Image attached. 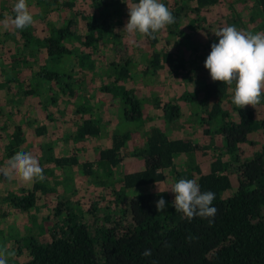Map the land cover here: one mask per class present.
<instances>
[{
  "label": "trees",
  "instance_id": "1",
  "mask_svg": "<svg viewBox=\"0 0 264 264\" xmlns=\"http://www.w3.org/2000/svg\"><path fill=\"white\" fill-rule=\"evenodd\" d=\"M232 1L252 2L256 17L261 21L258 25L264 28V0ZM127 2L132 6L138 0ZM219 2L220 0H174L175 7L172 10L176 18L174 24L158 32L155 39L134 34L137 42L152 51L140 75L145 78L156 74L162 65L169 62L171 55L156 48L162 33H174L188 10L198 12ZM38 3V7L42 6L41 19L56 11L62 9L71 11L75 7L74 0H40ZM164 4L168 7V4ZM192 4L195 5L193 9ZM91 5V15L76 10L74 15L64 20L61 28L50 30L45 39H34L31 36V27L23 31L16 30L21 39L22 49L30 51L32 55L35 52H44L45 60L48 63H55L56 66H59L66 56L74 55L73 59L77 60L80 71L81 67L96 69L95 61L90 60L89 52L79 56L71 41L81 40V45L91 49L98 37L96 33L107 37L111 34L115 36L113 32L115 27L123 26L122 8L121 0H91ZM35 17L36 15L34 19ZM77 22L83 23L84 29L87 30L83 36L75 32ZM14 44L18 46L17 43ZM123 44L117 37L112 38V50L115 54L114 60L110 62L113 69L112 81L99 87L97 94L100 97L92 94L89 99L94 100L93 106L98 110L105 106L104 113H92L84 119L80 116L83 115L80 109L89 107V104H77L80 88H75L74 82H80L79 84L82 82L78 76L73 78L72 74H79L80 71L73 70L70 61L67 65L72 74L64 69L59 72L57 69L47 71L43 68L35 74L37 78L44 80L43 82L55 84L57 94L62 95L60 99H63V96L75 99L77 105L67 114L76 123L75 136L78 139L83 141L101 139L108 131L106 127L114 124L125 128L123 131H120V128L112 130L110 144L101 147L96 163L104 170L106 179H111L112 168L119 165L125 157H135L144 163L143 169L127 173L122 180L123 190L119 197L129 199L125 205L127 212H123V216L128 214L130 219L127 222L114 218L106 220L109 226L102 225L92 233L88 219L97 217V209L94 206L82 211L76 203L67 198V195H59L55 190H46L44 186L35 182L31 186L25 184L17 187L16 190H12L15 192H9L4 200L18 212L26 213L33 210L38 206V200L43 197H54L55 201L57 200L56 206L51 210L53 222L48 226L50 228L48 233L38 238L24 236L18 241V250L21 251V247L26 249L29 257L21 264H264V119L256 121V112L251 106L243 109L233 106L231 109L227 108L228 112L223 111L222 98L224 100L226 94L228 95L229 87L234 94L235 85L228 86L212 81L209 79L207 69L202 65L201 76L197 80L199 88L185 91L177 97L176 102L180 100L185 105H177L171 101L162 104L159 100L153 99L160 111L158 119L161 121L155 122L154 117L143 115V100L128 89V80L132 79V59L124 55L128 47ZM211 45L212 43L207 48V56L211 51ZM14 52L15 49H12L11 53ZM120 52L124 54L119 55ZM27 54L32 58L29 52ZM205 59H202V63ZM11 60L14 67L5 69L8 75L18 74L15 71L18 61H29L22 55L18 58L14 56ZM181 67V64L177 65V68ZM203 69L206 74L203 73ZM29 92L30 90L25 94ZM85 94L86 92L83 93V97ZM19 95L23 96L20 92L17 96ZM55 99H43L44 101L36 99L32 104L39 105L45 113L48 105L57 103ZM189 105L197 109L198 113L201 112V116L195 117L194 122L200 123L203 136H212L211 125L218 126L215 134L221 138L229 155L227 161L216 154L208 155L210 160L206 172L195 165L186 174L189 179L197 180L201 192L215 193L213 206L217 212L211 224L208 219L200 217L189 221L182 213H176L175 209L173 215L157 212L155 204L159 200L158 194L143 192L151 185L165 182L166 170L171 168L180 155L188 156L202 149L188 140L173 139L169 135L170 131H166V128L177 123L183 108L188 110ZM203 109H206L205 116L202 115ZM86 111L84 109V114ZM47 116H50L48 118L50 121L53 120L49 113ZM35 123L33 122L31 126ZM133 123L136 124L135 127L132 126ZM21 127L22 125H16L12 136L3 143L6 145L3 152L0 150V169L6 167L7 161L18 151H30L33 156L35 149L44 153L51 151L49 146L46 147L43 143V137L48 132L47 127H34L33 135L30 132L31 140L25 137ZM255 132L262 134L263 142L259 144L257 151L247 156L242 147L249 143L248 136ZM134 136L143 137V142L132 152H126V144ZM44 156L42 158L44 163H40L44 177L49 175L48 164L66 168L77 163L75 157L54 158L47 156L46 153ZM92 167V163H83V174L87 177L93 176ZM231 175L236 177L235 188L230 180ZM225 192L230 194L224 197ZM169 200L174 201V193ZM1 209L3 212L0 213V223L10 231L12 228H9L10 222L7 220L9 210L3 207ZM145 249H151L150 257L142 256Z\"/></svg>",
  "mask_w": 264,
  "mask_h": 264
},
{
  "label": "rangeland",
  "instance_id": "2",
  "mask_svg": "<svg viewBox=\"0 0 264 264\" xmlns=\"http://www.w3.org/2000/svg\"><path fill=\"white\" fill-rule=\"evenodd\" d=\"M39 1L28 0L30 11L33 15H36L35 23L31 26L32 30L30 31L34 39L47 38L50 30L61 28L64 20L74 15L76 10L83 14H92L91 0H74L75 7L73 10L62 9L41 19L42 6L38 7ZM161 2L168 4V8L171 11L175 7L174 0H161ZM15 3L16 0H0V20H3L6 16L13 15L12 9ZM194 6L192 4L191 8L193 9ZM131 7L127 0H121L123 26L115 27L113 31L115 36L111 34L107 37L96 33L98 37L91 49H87L81 45V40L80 42L77 40L71 41V43L73 42V48L79 53V56L88 54L89 52L90 60L95 61L97 67L94 70L81 67L80 71V67L76 63L77 60L73 59L74 55L70 57L66 56V59H63L62 63L58 64L59 66H56L55 63H48L45 60L44 52H35L32 55L30 51L22 49L21 39L18 37L19 34L16 33L13 27L9 26L7 29H4L0 26V48H2L0 50V138H2L0 150L4 151L6 144L3 145V143L7 142L8 138L12 136L16 125H22V132L28 140L32 138L34 127H47L48 132L43 137V143H45L46 147L49 146V150H51L49 153L45 152L47 156H53L54 158L75 157L77 163L71 167L59 168L47 162L49 175L45 176L43 181H35V183L44 186L46 190H55L59 195H67V198L76 203L82 211L94 206L97 209V217L88 219L92 233L102 225L109 226V224H106L108 222L106 220L114 218L117 221L123 220L127 222L130 219L128 214L123 216V212H127L125 211V205L128 204L129 199L119 197V193L123 190L122 180L127 173L143 169L144 164L140 159L135 157H125L119 165L112 168L113 175L111 179H106L103 173L104 170L96 163L98 152L102 146L110 144L109 137L113 132L112 130L120 128L119 130L123 131L125 128L115 124L114 126L111 125V127L107 126L106 129L108 131L101 139L83 141L75 136L76 123L67 114V112L70 113L71 108L83 103L89 104V107L80 109L83 112V115H80L82 119L87 118L92 113L106 112L103 111L106 109L105 106L101 110H98L93 106L94 100L89 99L92 94L100 97L97 94L99 93V87L108 85L112 81L113 69L110 66V62L115 58L112 50V38L117 37V40L128 47V50H125V54L124 52H120L119 55L124 54L132 59V79L128 80L129 83L127 85L129 91L143 100V115L154 117L155 122H161L158 119L160 111L155 106L153 99L159 100L162 104L168 101L176 104L177 97L185 91L199 88V81L197 80L201 76L200 71L202 69L200 68L204 65L202 59L206 58L209 45L218 42V37L214 34L218 29L235 25L238 29L249 31L253 34L257 32L264 33V28L258 25L261 21L257 19L256 11H254L252 2L250 1L237 3L232 0H220L216 5L203 8L198 12L188 10L183 15L179 28L173 31L174 33H162L160 36V43L156 48L161 52H168L171 55L169 62L162 65V68L156 74L154 73L144 78L140 75V72L145 68L146 60L148 61L152 51L144 44L137 42L135 35L129 34L124 30V26L128 20V8ZM257 16L259 17V15ZM75 32L83 36L87 33V30L84 29L83 23L79 24L77 22ZM14 42L18 44L19 48H17L18 46ZM12 49L16 51L14 54L11 53ZM27 52H29L32 58L28 57ZM20 55L28 58L29 61H18V67L15 69L18 74L8 75L6 70L14 67L11 59L14 56L18 58ZM68 61L73 66V70L80 71H78L79 74H72L68 69ZM178 64H181L182 67L177 68ZM40 68L47 71L57 69L59 72L64 69L69 74H72L73 78L78 76L80 78L79 81L83 84H79V81V83L74 82V87L80 88L77 104H75V99L72 100L66 96L60 99L62 95L61 93L57 94L55 84L43 82L44 80L39 79V77L37 78L35 73ZM203 73L206 74L204 69ZM26 78H28L27 81H25ZM209 79H211L210 76ZM228 89L227 98L225 96L221 102L223 111L225 112H228L227 108L231 109L235 106L232 103V90L230 87ZM28 90L30 92L25 94ZM83 91L86 92L84 97ZM19 92L23 96H17ZM52 98H56L55 101L57 103L48 105L45 113L39 105L32 104L33 100L36 99L42 101L43 99L50 100ZM177 105L185 104L179 100ZM84 109L87 110L85 114ZM252 109L256 112V121L264 119V100L255 109L253 107ZM205 110L203 109L202 111L203 116H205ZM197 111L192 105L188 106V110L183 108L177 123L169 128H165L167 129L166 131H170L171 138L188 140L193 145L196 144L202 149L188 156L186 154L180 155L179 158L175 159L171 168L166 170L165 182L151 185L143 190V192H156L159 199L163 198L166 201V208L161 211L165 215L174 214L173 210L175 208L173 202L169 200L172 198L170 190L179 179H189L186 174L190 168L196 165L200 167L201 171L206 172L208 160H210L208 155L214 156L216 154L222 157L224 161L229 160V155L226 153L221 138L215 134L218 126L211 125L210 131L212 136H203L200 123L194 122L195 117L199 118L201 116V112L198 113ZM48 113L53 118L52 121L48 119L50 116L46 117ZM56 119L57 121H55ZM232 119L234 121L235 117ZM33 122L36 123L31 126ZM134 125L136 124L133 123L132 126L135 127ZM248 139L249 143L242 147V151L247 156L259 149V144L263 142V136L260 132H255L250 134ZM142 142L143 137L140 136L138 138L134 136L126 144V152H132ZM34 153L39 164L44 163V159H42L45 157L44 151H37L35 149ZM83 163L93 164V176L87 177L83 174ZM230 180L233 188H235L236 177L231 175ZM25 184L18 177L7 179L0 174V213L3 212L2 207L9 210L7 220L10 222L9 228H12L8 231V228L0 223V248H5L9 252L14 253V255L9 257L8 264L26 262L29 258L28 252L22 247L21 251L18 250V241L24 236H35L37 238L44 236L50 229L48 226L53 222L51 210L56 206L57 202L54 197L39 199L38 206L26 213L12 209L9 203L4 200L9 192H15L12 190H16L17 187H22ZM28 185L31 186L33 183ZM140 189L138 191L143 193ZM229 194L230 192H225L224 197H227ZM40 195L42 194L40 193ZM175 212L177 213V211ZM8 232H10L9 235H7Z\"/></svg>",
  "mask_w": 264,
  "mask_h": 264
},
{
  "label": "clouds",
  "instance_id": "3",
  "mask_svg": "<svg viewBox=\"0 0 264 264\" xmlns=\"http://www.w3.org/2000/svg\"><path fill=\"white\" fill-rule=\"evenodd\" d=\"M13 15L0 20V26L7 29L23 31L35 23L28 0H16L12 9ZM176 18L172 11L161 0H138L128 8V20L124 30L129 34L155 39V36L167 26L174 24ZM218 42L211 45V51L204 61V68L214 82H222L234 87L232 103L238 109L251 106L255 109L264 100V33L253 34L238 29L235 25L225 26L215 33ZM7 179L18 177L26 184L43 181V168L30 152L18 151L7 161L6 167L0 169ZM173 206L175 211L183 214L189 221L196 217L213 222L217 212L213 206L215 193L201 192L196 179L181 178L174 183ZM157 212L166 208V201L160 198L155 204ZM191 239V237H189ZM14 255L5 248H0V264H8ZM152 255L151 249H145L144 257Z\"/></svg>",
  "mask_w": 264,
  "mask_h": 264
},
{
  "label": "crops",
  "instance_id": "4",
  "mask_svg": "<svg viewBox=\"0 0 264 264\" xmlns=\"http://www.w3.org/2000/svg\"><path fill=\"white\" fill-rule=\"evenodd\" d=\"M170 135V134H169Z\"/></svg>",
  "mask_w": 264,
  "mask_h": 264
}]
</instances>
